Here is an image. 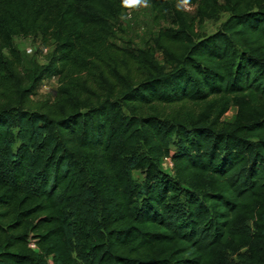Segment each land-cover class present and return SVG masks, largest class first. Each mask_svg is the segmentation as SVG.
<instances>
[{"label":"trees","instance_id":"trees-1","mask_svg":"<svg viewBox=\"0 0 264 264\" xmlns=\"http://www.w3.org/2000/svg\"><path fill=\"white\" fill-rule=\"evenodd\" d=\"M182 4L201 23L229 18L201 36ZM141 5L176 28L138 66L116 64V83L101 73L92 96L64 87L60 113L30 110L45 75L96 65ZM32 36L54 50L23 78L14 40ZM0 73L13 86L0 103V264H264V0H0ZM175 105L197 109H156Z\"/></svg>","mask_w":264,"mask_h":264},{"label":"rangeland","instance_id":"rangeland-1","mask_svg":"<svg viewBox=\"0 0 264 264\" xmlns=\"http://www.w3.org/2000/svg\"><path fill=\"white\" fill-rule=\"evenodd\" d=\"M197 1L199 3L200 0ZM197 5L182 4L178 5V8L185 13L190 23L196 20V31L201 36L214 35L229 18L228 14L220 13L213 19L201 23L197 18ZM168 28H176L174 17L172 15L166 19L157 17L151 6L141 5L132 11L126 12L119 21L113 24V35L111 38L94 53L93 60L96 62V65H90L82 75H76L72 80L65 75L53 73L45 75L44 79L37 85L35 91L30 94V110L52 115L60 113L61 106L65 104L64 99H62V89L64 87H69L75 93H83L85 97L92 96V91H100L102 83L101 73L109 81L116 83V77L112 73L114 66L116 67V64L119 65L124 62H129L134 67L136 64L138 66L139 61L137 58L141 57L140 50L149 51L153 47V41L159 30ZM14 44L21 54L22 66L20 70L23 78H27L37 68L49 65L52 59L54 43L43 40L41 36L15 38ZM4 53L10 58L7 51ZM155 57L160 65H165L164 55L161 52H157ZM23 81L26 85L29 84L27 80ZM1 84L2 76L0 73V103L8 105L13 98V86L4 85L2 87ZM156 109L168 114L175 113V111L187 113L189 110L197 108L194 105H175L157 106ZM236 114L237 110L232 108L224 120L231 122L235 119ZM134 179L140 182L143 176L140 173H136L134 174ZM232 260L236 263L248 264L244 253L240 256L232 257Z\"/></svg>","mask_w":264,"mask_h":264},{"label":"built area","instance_id":"built-area-1","mask_svg":"<svg viewBox=\"0 0 264 264\" xmlns=\"http://www.w3.org/2000/svg\"><path fill=\"white\" fill-rule=\"evenodd\" d=\"M167 166L172 167V163L170 160H166ZM33 248H35V245H32Z\"/></svg>","mask_w":264,"mask_h":264},{"label":"clouds","instance_id":"clouds-1","mask_svg":"<svg viewBox=\"0 0 264 264\" xmlns=\"http://www.w3.org/2000/svg\"><path fill=\"white\" fill-rule=\"evenodd\" d=\"M133 3H139V0H132Z\"/></svg>","mask_w":264,"mask_h":264}]
</instances>
